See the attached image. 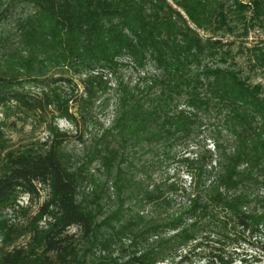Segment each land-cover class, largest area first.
I'll return each mask as SVG.
<instances>
[{
  "label": "trees",
  "instance_id": "1",
  "mask_svg": "<svg viewBox=\"0 0 264 264\" xmlns=\"http://www.w3.org/2000/svg\"><path fill=\"white\" fill-rule=\"evenodd\" d=\"M17 2L31 12L15 19L19 47L0 58V264L264 263V97L234 70L202 64L220 54L213 34L248 13L264 22V0H0V31ZM250 50L264 65V49ZM122 60L153 70L117 85L109 126L72 164L57 121L77 128ZM212 108L230 141L184 159L187 183L156 181L135 161ZM20 120L41 123L45 138L7 144ZM95 156L102 178L87 167Z\"/></svg>",
  "mask_w": 264,
  "mask_h": 264
},
{
  "label": "rangeland",
  "instance_id": "2",
  "mask_svg": "<svg viewBox=\"0 0 264 264\" xmlns=\"http://www.w3.org/2000/svg\"><path fill=\"white\" fill-rule=\"evenodd\" d=\"M241 1L243 4L249 3L248 0ZM8 10L5 26L0 31V58L5 56L8 51L16 50L19 47L18 37L14 34V22L18 16L29 14L31 7L17 2L12 4ZM250 18L248 13L246 22L235 23V25L231 22L230 26L232 27L230 29L213 34V39L220 42L218 44L220 54L212 58H203L202 64L234 70L245 86L264 97V65L256 63L250 50L254 47L264 49V22H251ZM121 62V67L115 73H109L104 78L109 86L107 92L98 94L90 107L81 110L85 117L78 123L77 128L63 119L57 121L58 127L69 132L71 136L62 148L70 157L72 164H79L87 160V150L98 143V136L103 129L109 126L114 102L118 95L117 85L121 84L126 88H132L136 83L141 82L143 74L153 70L150 63L141 70L128 60ZM78 78L77 75L72 76L73 82L77 85V90L74 92L76 93L74 94L75 99L83 95ZM175 101V105L183 108V99ZM73 111L78 113L76 107ZM11 118L13 119V117ZM194 121L195 123L188 133L177 137L170 143L151 146L153 151L150 153H147L148 149L143 148L132 154L136 162H144L152 179L157 181L169 175L179 182L185 181L187 183V176L183 173L185 170L184 159L190 161L207 150H211L213 140H218L222 144L230 141L231 133L223 125V113H220L216 108L198 113ZM4 137L7 144L16 147L26 145L29 141L38 139L42 141L45 138V131L41 123L37 121L30 123L28 120L26 123H21L20 120L14 129H5ZM106 137L104 143L109 141L113 144V137L111 135ZM87 167L99 174V178H102L101 160L98 157L95 156ZM44 195L45 190H41L40 197L31 201L32 212L37 209ZM26 199V196L23 195L20 202L25 204ZM194 264H205V261L204 259H197Z\"/></svg>",
  "mask_w": 264,
  "mask_h": 264
}]
</instances>
